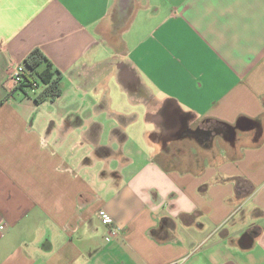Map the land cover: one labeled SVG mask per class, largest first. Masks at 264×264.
<instances>
[{"label": "crops", "instance_id": "obj_1", "mask_svg": "<svg viewBox=\"0 0 264 264\" xmlns=\"http://www.w3.org/2000/svg\"><path fill=\"white\" fill-rule=\"evenodd\" d=\"M126 3L0 0V264H264V0Z\"/></svg>", "mask_w": 264, "mask_h": 264}, {"label": "trees", "instance_id": "obj_2", "mask_svg": "<svg viewBox=\"0 0 264 264\" xmlns=\"http://www.w3.org/2000/svg\"><path fill=\"white\" fill-rule=\"evenodd\" d=\"M46 64L47 70L39 73L40 66ZM25 65L27 73L24 74L23 83L19 89H29L36 94V102L44 103L46 101H55L62 95L60 87V76L54 79V74L51 72L52 64L47 56L41 50L33 51L26 59ZM41 89L39 92H37Z\"/></svg>", "mask_w": 264, "mask_h": 264}, {"label": "built area", "instance_id": "obj_3", "mask_svg": "<svg viewBox=\"0 0 264 264\" xmlns=\"http://www.w3.org/2000/svg\"><path fill=\"white\" fill-rule=\"evenodd\" d=\"M27 73V67L24 64H18L14 66L11 70L10 79L13 81L14 85L16 87H19L24 80V74ZM99 216L101 218L102 223L110 228V233L112 235L117 234V230L114 227V220L113 218L106 212V211H100ZM5 228L4 225L0 226V229L3 230Z\"/></svg>", "mask_w": 264, "mask_h": 264}, {"label": "rangeland", "instance_id": "obj_4", "mask_svg": "<svg viewBox=\"0 0 264 264\" xmlns=\"http://www.w3.org/2000/svg\"><path fill=\"white\" fill-rule=\"evenodd\" d=\"M135 6L134 5V0H127V3L125 4V10H123V12H118L119 16H118V19L117 20H121L120 22H122V20L124 19H129L130 16H131V13L135 10ZM117 16V14H116ZM132 107V110H134L135 106H129V108ZM138 109V108H136ZM135 111V110H134ZM142 118L143 122H145V117H143V115L140 117Z\"/></svg>", "mask_w": 264, "mask_h": 264}]
</instances>
